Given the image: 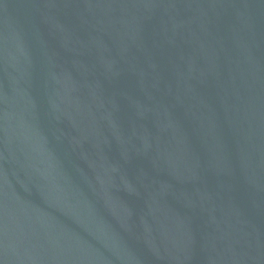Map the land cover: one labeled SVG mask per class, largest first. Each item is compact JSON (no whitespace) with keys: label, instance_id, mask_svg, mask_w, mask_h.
Instances as JSON below:
<instances>
[{"label":"water","instance_id":"obj_1","mask_svg":"<svg viewBox=\"0 0 264 264\" xmlns=\"http://www.w3.org/2000/svg\"><path fill=\"white\" fill-rule=\"evenodd\" d=\"M0 264H264V0H0Z\"/></svg>","mask_w":264,"mask_h":264}]
</instances>
